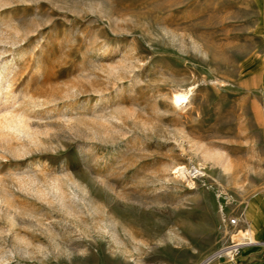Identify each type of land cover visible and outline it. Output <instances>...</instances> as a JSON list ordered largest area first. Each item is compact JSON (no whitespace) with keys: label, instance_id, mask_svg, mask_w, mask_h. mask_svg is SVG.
<instances>
[{"label":"rangeland","instance_id":"rangeland-1","mask_svg":"<svg viewBox=\"0 0 264 264\" xmlns=\"http://www.w3.org/2000/svg\"><path fill=\"white\" fill-rule=\"evenodd\" d=\"M257 23L253 0H0V118L33 128L0 137V264H203L257 241Z\"/></svg>","mask_w":264,"mask_h":264},{"label":"bare ground","instance_id":"bare-ground-1","mask_svg":"<svg viewBox=\"0 0 264 264\" xmlns=\"http://www.w3.org/2000/svg\"><path fill=\"white\" fill-rule=\"evenodd\" d=\"M100 52H105V51H100ZM2 72H3V68H1L0 70V80L3 78ZM3 88H0V99L2 98L4 94ZM193 94H194V91L192 87L182 88V89L179 88V89L173 90L171 92L170 99H171V104L174 107V109L179 110V111H184V109L187 107V104L191 101ZM101 98H102L101 96L97 98V101L95 103L96 105L102 102L103 99ZM31 125L32 123L30 122V118L26 113L20 112V113L9 114V115L4 114L0 118V137H4L5 135H9V134H15L18 136L20 135L31 136L33 134L32 133L33 128ZM97 135L99 137V132ZM208 155L218 160L219 163H221V165L223 166L225 171H228L231 168V161L228 155L224 154L223 152H220V151L208 152ZM171 168L175 169V171L179 173H183L185 171V167H180L179 165H174ZM9 214L11 215V213ZM239 239H240V242L236 243V245L234 244L235 246L232 245V246L222 248L223 250L217 251L215 254L207 258L203 262V264H209L215 259L221 258L224 256H232L233 253L236 251L237 245L243 244L246 240H249L248 243L250 244L256 243V240L253 238V235L250 229L247 230L246 232L241 233V237Z\"/></svg>","mask_w":264,"mask_h":264},{"label":"crops","instance_id":"crops-1","mask_svg":"<svg viewBox=\"0 0 264 264\" xmlns=\"http://www.w3.org/2000/svg\"><path fill=\"white\" fill-rule=\"evenodd\" d=\"M255 13L259 15L260 23L255 26L257 31H264V0H253ZM253 199L254 210L260 213L259 219L253 222L246 218L247 208ZM248 202L245 209V220L248 226H253L254 235L257 238L256 244L247 246L237 264H264V191H256ZM218 264V263H216ZM233 264V263H229Z\"/></svg>","mask_w":264,"mask_h":264},{"label":"built area","instance_id":"built-area-1","mask_svg":"<svg viewBox=\"0 0 264 264\" xmlns=\"http://www.w3.org/2000/svg\"><path fill=\"white\" fill-rule=\"evenodd\" d=\"M232 223H236V220L233 219V220H232ZM235 244H236V243H235ZM238 246H239V245H237V247H236V251L233 253V255H232V256H228V257H230V260H231V261H234V255H235L236 252L239 251Z\"/></svg>","mask_w":264,"mask_h":264}]
</instances>
